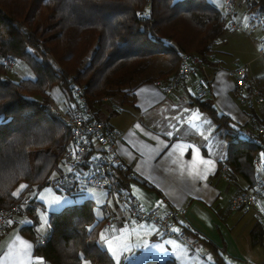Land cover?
Wrapping results in <instances>:
<instances>
[{
    "label": "trees",
    "instance_id": "16d2710c",
    "mask_svg": "<svg viewBox=\"0 0 264 264\" xmlns=\"http://www.w3.org/2000/svg\"><path fill=\"white\" fill-rule=\"evenodd\" d=\"M213 1L0 0V209L46 186L54 171L59 169L56 180L61 176L62 158L69 148L68 115L52 111L53 87L65 92L70 115L74 112L73 85L83 90L92 109L118 95L133 105L129 97H134V91L143 84L163 81L174 68L173 75L183 54L204 57L213 52L214 42L228 30L223 0ZM263 10L264 0L248 5L252 14ZM9 61L24 62L34 79L11 81L6 70ZM159 62L167 63L170 70L155 77ZM195 104L228 142V155L219 169L227 166L253 187L260 174L264 177V168L258 171L253 163L257 150L242 136L249 124L233 125L212 104L198 100ZM251 109L250 118L264 127V114L256 113L264 111V100ZM128 182L125 178L119 181L124 192ZM75 188L67 193L78 195L81 189ZM27 198L30 205L16 214L25 212L29 217L30 224L20 230L36 239L35 257L49 264H116L98 245L106 220L114 222L112 214L97 219L91 199L66 205L50 212L49 230L40 244L34 231L36 201ZM201 241L209 248L213 264H227L223 252ZM142 264L176 263L147 260Z\"/></svg>",
    "mask_w": 264,
    "mask_h": 264
},
{
    "label": "crops",
    "instance_id": "0c3cea01",
    "mask_svg": "<svg viewBox=\"0 0 264 264\" xmlns=\"http://www.w3.org/2000/svg\"><path fill=\"white\" fill-rule=\"evenodd\" d=\"M241 5L236 2L237 10L245 13L246 8ZM220 39L214 42L212 51L222 61L223 68L211 74V94L204 102L212 104L218 114L228 117L233 125H245L253 109H243L244 106L234 98V81L227 71L234 58L228 53L227 42ZM259 43L261 47L260 40ZM169 70L167 63L159 62L155 77ZM174 70L171 69L163 81ZM249 77L264 92V86L256 82L251 73ZM163 81L139 86L134 97H129V101L134 99L133 105L125 104L118 95L105 98L93 108L96 119L121 134L117 142L118 153L135 172V178L127 183L125 193L136 204L147 210H157L159 214L175 208L186 209V217L180 225L223 252L227 264H264V199L256 212L232 210L230 200L252 187L227 166L224 171L225 167L219 169V163L227 158L228 142L223 137L224 132L217 130L212 119L195 104L196 76L183 81L170 96L163 92ZM71 112L70 105L64 115L69 116ZM256 113L262 116L264 111L259 109ZM60 171V175L65 174L68 168L62 165ZM96 190L105 192L106 197V207H103L100 219L110 212L116 232L130 226L134 237L138 238L130 239L133 246L130 245L128 252L121 250L119 264L135 261L142 264L147 260L213 264L206 247L191 252L178 240L168 238L165 241L156 236L149 231L147 224H126L120 218L115 194ZM74 199L94 201V198L77 195ZM29 224L25 212L9 219L5 233L11 238L1 247L0 264H37L39 260L46 263L43 258L33 255L36 239H30L20 230L22 225ZM34 231L38 237V232ZM37 240L42 239L38 237ZM108 253L116 263L117 260Z\"/></svg>",
    "mask_w": 264,
    "mask_h": 264
},
{
    "label": "built area",
    "instance_id": "2783aa9c",
    "mask_svg": "<svg viewBox=\"0 0 264 264\" xmlns=\"http://www.w3.org/2000/svg\"><path fill=\"white\" fill-rule=\"evenodd\" d=\"M252 0H244L250 5ZM149 3V0H147ZM224 12L228 16L227 29L241 30L242 24L235 19L236 11L233 0H223ZM248 11V10H247ZM249 19L261 27H264V10L258 13L247 12ZM258 56L264 58V47L258 51ZM15 67L14 61H9L6 70ZM223 68L222 61L213 52L204 57L194 54H183L179 60L176 73L166 82L163 92L170 96L190 76H196L194 98L205 101L211 94V74ZM229 76L234 81V98L236 102L245 108H253L263 103V96L259 88L250 80L247 65L236 60L231 61ZM72 96L74 112L67 117L69 148L62 160L68 172L57 179L58 187L68 191L73 187H91L115 194L121 219L128 225L146 222L155 226L158 236L178 240L191 252L201 247L202 237L195 232L180 225L186 217V209H171L164 214L157 210H147L136 204L120 189L119 181L132 180L135 172L119 155L117 142L121 134L115 131L106 122L95 119L93 109L86 102L83 90L73 85ZM253 126L244 131L242 136L249 139L257 152L253 156V163L260 170L264 168V127L256 119H251ZM226 170V167L223 171ZM264 199V180L260 179L251 189L232 198L230 206L233 210L244 212H256L260 209ZM30 205V199L24 198L19 203L7 209H0V233L5 231L9 219L21 208ZM110 216V213H106ZM110 219L105 223L106 228H111ZM40 244L41 242L39 240ZM206 250L207 247L205 248Z\"/></svg>",
    "mask_w": 264,
    "mask_h": 264
},
{
    "label": "rangeland",
    "instance_id": "374dc122",
    "mask_svg": "<svg viewBox=\"0 0 264 264\" xmlns=\"http://www.w3.org/2000/svg\"><path fill=\"white\" fill-rule=\"evenodd\" d=\"M208 1L214 2L213 0H208ZM236 2H238V5L240 4L244 5L241 6H243V8H246L245 13H243L242 10L240 9L237 10ZM233 7L235 11L236 10L239 11L238 15L235 16V19L238 22H241L242 29L241 30L228 29L222 34L220 40H225V42H227L226 43L228 45L227 49L229 50L228 53L232 54V58H234L232 60H237L239 63L247 65L248 75L249 73H251L255 81L258 82L260 85L264 86V58L259 57L257 52L262 47H264V43L262 45V42L264 40V31H263L264 27H261L251 22L247 14V10H248L247 4L244 3V0H233ZM237 16L239 19L237 18ZM37 19H40L39 14L37 15ZM260 29L261 30L263 29L262 33ZM259 40L261 42V47ZM214 55L217 57L215 53ZM173 75H171V77ZM7 76L13 82H19L23 79H34L33 72L22 61H16L15 67L12 70L8 71ZM165 84L166 83L162 85V88L165 86ZM50 101H51L52 111H55L60 114L65 113L66 108L68 107V103H67L68 101L66 100V94L62 89H60L57 86L53 87L52 90L50 91ZM243 109L246 108L243 107ZM251 119L252 118L249 117V121L247 123L249 124V127L253 126ZM58 173H59V169L58 171H54L46 186L41 187L39 189L31 190L27 195L30 196L32 200L36 201L35 212H36V216L38 217V220L35 225L36 228L34 229L38 232L37 233L38 237L41 239L45 238L46 232L49 229L48 220H49L50 212L59 211L66 205H70L82 201V199H74V197L76 196L72 194L70 195V193H67L66 190H63L58 187L56 180ZM260 177L261 179H264L262 174H260ZM79 189H81V193H79L77 196L94 198V201L97 204V207L95 208V215L97 219H100L103 215V207H106L105 192L97 191L96 189L91 187H79ZM148 210H153V209H148ZM107 221L108 219L106 220V222ZM142 223H144V225L147 224L149 231H152V233H155V235L158 236L156 234L154 225L148 224L146 222H142ZM131 228L132 227L128 226L127 228H124L123 230L116 232L114 230L116 229L115 224H113L111 228H106L104 224V229L99 232L98 245L102 249H107L112 254V256L116 260H118L121 250L128 252L130 245L133 246L130 239L134 237L135 234L133 233ZM144 229L146 231V227ZM7 235L8 233L0 234V254H1V247L3 246V244L11 238V235L9 236ZM101 237H103V239ZM134 239H138V238L134 237ZM163 239L165 241L169 240L168 238H163ZM127 258L128 256L126 257V259ZM135 262L131 264H136ZM37 264H49V263L48 262L42 263L39 260ZM83 264H91V263L89 261H83Z\"/></svg>",
    "mask_w": 264,
    "mask_h": 264
},
{
    "label": "snow or ice",
    "instance_id": "6c2138e0",
    "mask_svg": "<svg viewBox=\"0 0 264 264\" xmlns=\"http://www.w3.org/2000/svg\"><path fill=\"white\" fill-rule=\"evenodd\" d=\"M103 239V237H101ZM116 264H119V260L116 261Z\"/></svg>",
    "mask_w": 264,
    "mask_h": 264
},
{
    "label": "bare ground",
    "instance_id": "6f19581e",
    "mask_svg": "<svg viewBox=\"0 0 264 264\" xmlns=\"http://www.w3.org/2000/svg\"><path fill=\"white\" fill-rule=\"evenodd\" d=\"M234 198V197H233ZM232 200V199H231ZM231 200H230V202H231ZM263 201V200H262ZM231 207V206H230ZM261 207V206H260ZM233 210V209H232ZM234 211V210H233ZM157 234V233H156ZM160 237V236H159Z\"/></svg>",
    "mask_w": 264,
    "mask_h": 264
}]
</instances>
